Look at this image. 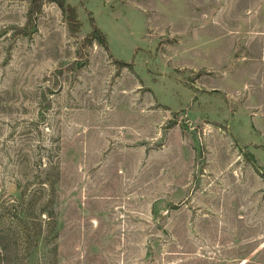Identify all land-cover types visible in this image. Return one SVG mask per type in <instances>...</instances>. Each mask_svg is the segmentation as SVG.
I'll return each mask as SVG.
<instances>
[{
  "label": "rangeland",
  "instance_id": "374dc122",
  "mask_svg": "<svg viewBox=\"0 0 264 264\" xmlns=\"http://www.w3.org/2000/svg\"><path fill=\"white\" fill-rule=\"evenodd\" d=\"M65 2L0 0V264H264V0Z\"/></svg>",
  "mask_w": 264,
  "mask_h": 264
},
{
  "label": "trees",
  "instance_id": "16d2710c",
  "mask_svg": "<svg viewBox=\"0 0 264 264\" xmlns=\"http://www.w3.org/2000/svg\"><path fill=\"white\" fill-rule=\"evenodd\" d=\"M33 7L35 6L37 9L41 7V4L43 3V0H31ZM53 2H56L58 6L62 9L63 13L67 16L69 19V22H72L75 10L66 4L65 0H52ZM96 32V31H95ZM93 34H95L93 32Z\"/></svg>",
  "mask_w": 264,
  "mask_h": 264
}]
</instances>
